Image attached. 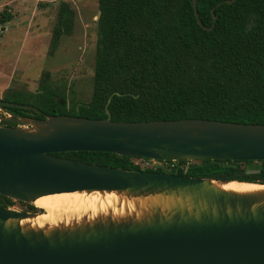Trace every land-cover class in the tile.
<instances>
[{"label": "water", "instance_id": "95a60500", "mask_svg": "<svg viewBox=\"0 0 264 264\" xmlns=\"http://www.w3.org/2000/svg\"><path fill=\"white\" fill-rule=\"evenodd\" d=\"M191 9L197 25L209 31L212 25L206 28L198 20L195 0ZM4 107L40 115L32 106L0 100V122L11 124H0L1 197L32 206L43 196L113 192L134 208L121 217L109 212L39 228L20 222L42 210L0 207V264H264V189L235 192L219 186L233 181L84 164L55 155L264 161V124L118 122L106 110L105 118L95 120L28 118Z\"/></svg>", "mask_w": 264, "mask_h": 264}, {"label": "trees", "instance_id": "16d2710c", "mask_svg": "<svg viewBox=\"0 0 264 264\" xmlns=\"http://www.w3.org/2000/svg\"><path fill=\"white\" fill-rule=\"evenodd\" d=\"M226 1L230 0H195L198 20L206 28L212 25L205 31L195 22L191 0H96L89 100L67 101L64 90L49 83L47 73L35 92L6 90L0 100L40 112L4 107L17 117L69 115L95 120L105 118L106 110L118 122L204 119L263 125L264 0ZM56 13L49 54L72 30L68 5L60 2ZM11 18L1 11L0 27ZM55 155L84 164L264 185V161L165 162L167 168L172 165L165 170L142 169L135 164L139 158L111 153ZM11 202L0 196V207Z\"/></svg>", "mask_w": 264, "mask_h": 264}, {"label": "rangeland", "instance_id": "374dc122", "mask_svg": "<svg viewBox=\"0 0 264 264\" xmlns=\"http://www.w3.org/2000/svg\"><path fill=\"white\" fill-rule=\"evenodd\" d=\"M60 2L73 12L72 30L61 36L57 48L49 54ZM1 11L12 18L0 27V98L6 90L35 92L39 80L47 73L49 83L62 88L67 101L87 102L96 39V0H0ZM148 166L171 168L152 162ZM26 205L12 201L7 208L32 213Z\"/></svg>", "mask_w": 264, "mask_h": 264}, {"label": "bare ground", "instance_id": "6f19581e", "mask_svg": "<svg viewBox=\"0 0 264 264\" xmlns=\"http://www.w3.org/2000/svg\"><path fill=\"white\" fill-rule=\"evenodd\" d=\"M225 190L235 192H248L264 189V186L255 183L229 182L219 185ZM32 206L44 210V214H37L34 218L24 219L21 225L30 227L54 226L56 222H67L69 219L79 221L81 218L88 220L104 216L110 212L113 217H121L126 212L133 211V203L130 200L122 199L115 193L90 194L69 193L55 194L37 198Z\"/></svg>", "mask_w": 264, "mask_h": 264}, {"label": "built area", "instance_id": "2783aa9c", "mask_svg": "<svg viewBox=\"0 0 264 264\" xmlns=\"http://www.w3.org/2000/svg\"><path fill=\"white\" fill-rule=\"evenodd\" d=\"M0 124H2V122H0ZM150 162L158 163L159 165H162L163 163H165V162H159V161H153V160L144 161L142 159H139V162H135V164H138L140 166V168L145 169V168L150 167V166H148V163H150ZM169 166L172 167V165H169Z\"/></svg>", "mask_w": 264, "mask_h": 264}, {"label": "flooded vegetation", "instance_id": "af4514ba", "mask_svg": "<svg viewBox=\"0 0 264 264\" xmlns=\"http://www.w3.org/2000/svg\"><path fill=\"white\" fill-rule=\"evenodd\" d=\"M7 126H11V124L10 125H7Z\"/></svg>", "mask_w": 264, "mask_h": 264}]
</instances>
